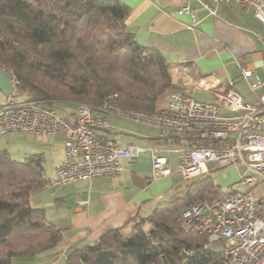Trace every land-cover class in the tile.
<instances>
[{
	"label": "trees",
	"instance_id": "obj_1",
	"mask_svg": "<svg viewBox=\"0 0 264 264\" xmlns=\"http://www.w3.org/2000/svg\"><path fill=\"white\" fill-rule=\"evenodd\" d=\"M129 13L121 0H0V69L18 79L15 93L54 109L55 101L99 106L109 100L154 111L174 85L172 73L158 49L128 30ZM43 160L42 153L16 160L0 150V264L62 240L45 208L30 202L31 191L50 181ZM226 194L210 175L191 180L149 216L108 229L63 264H225L222 252L205 248L207 236L186 231L179 216L193 203Z\"/></svg>",
	"mask_w": 264,
	"mask_h": 264
},
{
	"label": "built area",
	"instance_id": "obj_2",
	"mask_svg": "<svg viewBox=\"0 0 264 264\" xmlns=\"http://www.w3.org/2000/svg\"><path fill=\"white\" fill-rule=\"evenodd\" d=\"M212 1L236 2L264 22V0ZM178 12L190 13L194 22H199L197 10L189 5ZM240 69L243 76L250 74L249 67L240 65ZM12 80L13 92L19 81L16 77ZM249 85L255 101L246 99L232 79L227 89L200 85L212 90L214 101L175 91L154 111L124 109L107 100L99 106L81 103L68 116L41 100L14 99L11 92L0 102V135L47 137L63 133L65 158L56 167L55 179L49 181L57 185L120 174L124 169L121 159H137L142 153L150 156L153 178L177 174L189 182L231 167L237 183L247 188L229 189L222 198L193 203L181 212L179 220L186 231L207 236L205 248L221 241L223 248L217 251L223 253L225 264H264V192L257 188L264 184V77L256 74ZM115 96L117 93L112 94ZM109 116L155 127L158 137L154 141L178 145L175 167L165 148L151 142L121 145L109 137L106 133L116 130ZM184 253L192 255L194 251Z\"/></svg>",
	"mask_w": 264,
	"mask_h": 264
},
{
	"label": "crops",
	"instance_id": "obj_3",
	"mask_svg": "<svg viewBox=\"0 0 264 264\" xmlns=\"http://www.w3.org/2000/svg\"><path fill=\"white\" fill-rule=\"evenodd\" d=\"M121 1L130 7L126 20L128 30L141 45L158 49L170 66L174 85L160 96L158 108L163 107L169 94L175 91L189 92L195 97L204 93L211 97L209 101H214L216 96L212 90L200 85L227 89L232 79L247 99L244 92H252L249 83L254 81L255 75L264 77V22L253 10L236 2L212 0ZM187 5L197 10L199 22L195 23L190 13L178 12ZM240 65L250 68L247 77L242 75ZM3 95L0 102L7 97L4 92ZM73 110L75 106L62 116ZM108 118L116 130L106 134L121 145H147L155 139L148 130L134 132L128 130L127 121L116 116ZM38 140L52 147L62 145L56 164L64 160L63 133ZM177 157V153L170 156L173 167ZM121 163L124 169L117 175L96 176L65 185L49 183L33 189L31 204L45 208L48 219L61 229L62 240L35 256L14 257L13 264H63L76 248L98 240L110 228L126 225L133 217L149 216L159 203L174 198V190L173 196L170 195L171 184L179 175L153 178L148 153H142L137 159L123 158ZM82 200L87 202L79 204Z\"/></svg>",
	"mask_w": 264,
	"mask_h": 264
},
{
	"label": "rangeland",
	"instance_id": "obj_4",
	"mask_svg": "<svg viewBox=\"0 0 264 264\" xmlns=\"http://www.w3.org/2000/svg\"><path fill=\"white\" fill-rule=\"evenodd\" d=\"M261 76V75H260ZM262 77V76H261ZM244 94L246 95L247 99L250 101H255L256 96L253 92H250L249 90L245 91ZM0 95L4 98L3 92L0 91ZM14 99H20L24 100L27 98L25 94H17L14 91L12 92ZM196 96L199 99L202 100H211L208 95H205L204 93L196 94ZM81 103H73L68 101H55L54 107L58 114L60 115H66L72 110L75 106L76 107ZM74 111V110H73ZM68 116V115H67ZM124 121H127L129 123L128 130H133L134 132H141L142 130H148L149 133L153 137H158V131L155 127L150 128L146 125L135 123L126 119H123ZM148 128H146V127ZM122 131V129H120ZM123 133V132H121ZM127 133V132H126ZM127 135V134H125ZM29 137L28 134H4L0 135V150H8L10 155L13 159L16 160H24L28 155L34 154V153H42L43 154V167L46 171L47 177L51 180L55 179V169L57 167V158H58V151L60 152L62 149V145L56 144L55 147L49 146L47 143L42 142L39 143L38 138L41 137ZM151 144H153L156 147L159 148H165L167 150V153L172 157L176 151L175 149L178 147V145H166L159 141H153ZM50 150V151H49ZM36 151V152H35ZM65 154V150H64ZM213 181L218 184L222 190L228 191L229 189L233 190H243L246 189V186H243L241 183H237L238 177L235 173V171L231 167H227L225 169H216L213 170L211 173ZM177 180L174 182L175 186L173 188V185L171 184V190L170 195L173 196L174 194H181L183 192V188L185 187V184L187 181L182 180L180 176L176 177ZM234 183V184H233ZM233 184V185H232ZM261 192H264V184H261L257 187ZM174 190V191H173ZM145 227H149L145 224ZM131 225L127 227V229H130Z\"/></svg>",
	"mask_w": 264,
	"mask_h": 264
},
{
	"label": "water",
	"instance_id": "obj_5",
	"mask_svg": "<svg viewBox=\"0 0 264 264\" xmlns=\"http://www.w3.org/2000/svg\"><path fill=\"white\" fill-rule=\"evenodd\" d=\"M13 89V80L12 77L0 69V91L4 92L7 96L11 94ZM211 248L214 250H222L223 244L221 241L212 243Z\"/></svg>",
	"mask_w": 264,
	"mask_h": 264
}]
</instances>
